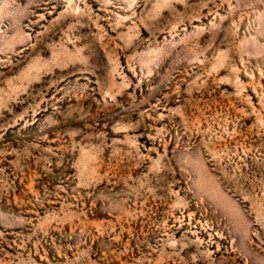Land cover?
I'll return each mask as SVG.
<instances>
[{"label":"rangeland","instance_id":"1","mask_svg":"<svg viewBox=\"0 0 264 264\" xmlns=\"http://www.w3.org/2000/svg\"><path fill=\"white\" fill-rule=\"evenodd\" d=\"M0 264H264V0H0Z\"/></svg>","mask_w":264,"mask_h":264}]
</instances>
